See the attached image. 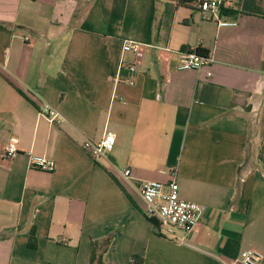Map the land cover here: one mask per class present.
Returning <instances> with one entry per match:
<instances>
[{"label":"crops","instance_id":"obj_1","mask_svg":"<svg viewBox=\"0 0 264 264\" xmlns=\"http://www.w3.org/2000/svg\"><path fill=\"white\" fill-rule=\"evenodd\" d=\"M225 17L238 25L179 0H0V264H89L92 240L108 243L104 264L264 254V0ZM126 40L142 44L138 55ZM197 48L211 62L178 69ZM45 104L64 120L40 115ZM109 134L113 150L95 161L83 143ZM171 173L179 196L205 207L175 238L140 194Z\"/></svg>","mask_w":264,"mask_h":264},{"label":"built area","instance_id":"obj_2","mask_svg":"<svg viewBox=\"0 0 264 264\" xmlns=\"http://www.w3.org/2000/svg\"><path fill=\"white\" fill-rule=\"evenodd\" d=\"M240 0H192L191 6L202 13L209 14L216 17L217 25L220 27H235L238 25L236 20L225 19L230 10L238 9ZM29 40L30 37H25ZM142 44L126 40L123 42V51L138 55L141 51ZM211 62L208 55H202L195 50L184 52L181 55L178 69H194L200 71ZM129 70V77L127 82L129 84L135 83V74L137 71L135 63L126 65ZM210 76L211 73H208ZM40 115L46 117L49 121L62 122L64 119L60 113L53 109L50 105H43L40 108ZM116 142V136L109 134L106 138L94 142L85 140L83 143L84 150L95 160L99 161L107 154H109ZM18 143L16 138H12L5 148V155L8 158H13L18 154ZM31 166L52 172L56 165L54 161L40 156H31ZM125 176L131 174V170L124 171ZM140 194L145 201L147 208L146 214L148 217L155 218L160 224V233L172 238L176 237V230H181L184 235L193 231L200 222L201 215L205 207L196 202L187 201L179 196V185L177 182L176 173H171V180L169 183H162L158 181H147L141 189ZM186 238H181L184 241ZM264 259V254L256 249H248L242 252L239 262L241 264H261Z\"/></svg>","mask_w":264,"mask_h":264},{"label":"trees","instance_id":"obj_3","mask_svg":"<svg viewBox=\"0 0 264 264\" xmlns=\"http://www.w3.org/2000/svg\"><path fill=\"white\" fill-rule=\"evenodd\" d=\"M179 2L184 5H190L192 0H179ZM195 51L202 55L208 54V51L206 49L197 48ZM150 220L158 229H160V224L155 218L150 217ZM32 236H33V233H32ZM107 245H108L107 242L101 243L98 240L91 241V254H90L89 264H104L103 256H104V253L106 252ZM132 262L134 264H137V263L141 264L139 263V259H137L136 257L133 259Z\"/></svg>","mask_w":264,"mask_h":264}]
</instances>
